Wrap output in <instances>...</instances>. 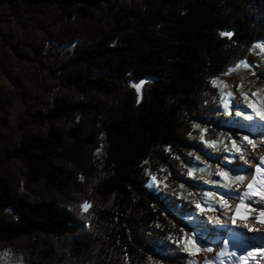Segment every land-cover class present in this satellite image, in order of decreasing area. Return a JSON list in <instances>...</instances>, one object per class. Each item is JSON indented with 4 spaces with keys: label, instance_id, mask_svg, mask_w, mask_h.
Instances as JSON below:
<instances>
[{
    "label": "trees",
    "instance_id": "1",
    "mask_svg": "<svg viewBox=\"0 0 264 264\" xmlns=\"http://www.w3.org/2000/svg\"><path fill=\"white\" fill-rule=\"evenodd\" d=\"M5 22L0 122L10 100L23 112L0 162V244L24 239V264H188L163 214L186 211L177 183L156 193L150 174L183 179L221 138L213 80L264 70V0H0ZM51 43L74 47L53 78Z\"/></svg>",
    "mask_w": 264,
    "mask_h": 264
},
{
    "label": "rangeland",
    "instance_id": "2",
    "mask_svg": "<svg viewBox=\"0 0 264 264\" xmlns=\"http://www.w3.org/2000/svg\"><path fill=\"white\" fill-rule=\"evenodd\" d=\"M0 28L3 31H9L10 23H0ZM258 45L261 46L259 47L260 52L264 54V42H260ZM73 50L74 47H57L52 43L49 44V52L44 62L51 78H53L52 68H56L57 64L69 56ZM146 81H142L139 91L134 85L141 84V82L131 83V86L140 96ZM213 82L219 89L222 98L221 115L227 121L223 126L224 132L221 138L214 144H206L207 152L193 151L191 153V157L194 158L198 166L184 175L183 179L175 180L167 176L159 180L155 175L150 174L148 187L156 193H160L169 189L168 181L177 183L173 190L175 204L180 208L184 207L186 211L177 210V213H174L173 209H163V214L171 225L182 230L184 240L176 243L183 246L184 253L189 256L188 264H260L264 257L249 256L242 258L240 256L235 260H228L226 259L227 250L218 253L217 256L210 257V255L202 256L197 252L195 253L190 247L191 245L186 246V244H190L188 242L190 238L196 245L197 242L199 243L203 233H199L198 229L206 228L210 217L217 216L220 219L229 220L226 226L222 225L221 220L219 225L213 227L214 231L222 235L224 233V236L233 235L234 218L236 220L234 224H238L237 228L235 227L238 231L237 234L240 235L238 228H244V222L249 219L250 213L243 210L242 206L237 211V206L223 205L220 198L221 192L220 197H218L216 195L219 194L217 190H224L223 187L229 188L233 184L244 186L246 178L240 174V170L245 167L246 163L240 161L242 160L241 156L244 158L248 153L254 152L258 160H264V119L257 115V112L264 113V70H261L259 66L241 61L235 67L230 68L227 73L214 79ZM12 89L13 85L9 79L0 76V98L8 97L7 92ZM6 104L8 105L6 106L7 111L1 114L8 121L5 124L0 122V162L5 160L7 146L19 141L18 122L23 112L22 105L17 100H10ZM248 116H251L252 119H246ZM203 132L201 130V135ZM245 137L248 139L245 140ZM249 140L252 141L251 144L248 143ZM218 173H224L226 176ZM236 176H242L244 179L238 181L235 179ZM197 204L200 207H197ZM194 212H197L198 215ZM23 240L0 244V264H24L22 259L13 251L15 244ZM221 257L223 261L220 259ZM215 259L219 260L215 261Z\"/></svg>",
    "mask_w": 264,
    "mask_h": 264
},
{
    "label": "bare ground",
    "instance_id": "3",
    "mask_svg": "<svg viewBox=\"0 0 264 264\" xmlns=\"http://www.w3.org/2000/svg\"><path fill=\"white\" fill-rule=\"evenodd\" d=\"M243 159L240 161L246 163V165L240 170V174L246 178L244 186L241 187V185L233 184L229 188L223 187L224 190H217L219 194L216 195L220 197L221 192L222 196L220 198L223 205L242 206L243 210H247L250 213V217L244 222L245 226H243V229L238 228L240 235L237 234L238 231L236 230L238 224L236 225L233 223L232 236H224V233L223 235L218 234L217 231L213 230L214 226L219 225V221L222 220V225L226 226L229 220L227 221L226 218L220 219V217L217 216L214 218L208 217L209 221H206L208 223L207 227L198 229L199 233H203L199 243L197 242L196 245L190 238L188 241L190 244H186V246L191 245L190 247L192 250L199 255H210V257L217 256L218 253L227 250L226 259L228 260H235L240 256L243 258L249 256L264 257V215H261L258 211L264 209V199H262V197H264V160H258L254 152L248 153ZM258 168L261 169V171H258ZM250 184L252 185L251 188H249ZM245 193H247V195H245ZM225 194L228 195L226 196ZM212 209L215 210L214 208ZM194 214L198 215L197 212H194ZM182 240H184V234ZM207 248H211L212 251H207ZM249 253H251V255H249Z\"/></svg>",
    "mask_w": 264,
    "mask_h": 264
},
{
    "label": "snow or ice",
    "instance_id": "4",
    "mask_svg": "<svg viewBox=\"0 0 264 264\" xmlns=\"http://www.w3.org/2000/svg\"><path fill=\"white\" fill-rule=\"evenodd\" d=\"M222 35H227V36H231V33H222ZM257 47H261L260 45H257ZM245 66H247V65H245ZM142 83L143 82H141V84H137V85H134V87H136L137 88V90L139 91V89H140V87L142 86ZM213 83H215V82H213ZM257 115H259L260 117H261V119H264V113H262V112H257ZM246 119H252V117L251 116H248V117H246ZM245 140H247L248 138L247 137H245L244 138ZM233 143H235V142H233ZM248 143H252V141H248ZM241 159H243V157L241 156L240 157ZM258 171H261V169H257ZM218 174H220V175H225L226 176V174H224V173H218ZM235 179L236 180H238V181H242L243 179H244V177H242V176H236L235 177ZM153 180H155V177H153ZM252 187V185L250 184L249 185V188H251ZM245 195H247V193H245ZM262 199H264V197H262ZM89 205H85L84 207L85 208H87ZM197 207H200V205L199 204H197ZM240 210V206L239 205H237V211H239ZM259 212H260V214L261 215H264V209H260V210H258ZM235 222V220H234V218H233V223ZM207 251H209V252H211L212 251V249L211 248H207L206 249ZM249 255H251V253H249ZM243 258V257H242Z\"/></svg>",
    "mask_w": 264,
    "mask_h": 264
},
{
    "label": "built area",
    "instance_id": "5",
    "mask_svg": "<svg viewBox=\"0 0 264 264\" xmlns=\"http://www.w3.org/2000/svg\"><path fill=\"white\" fill-rule=\"evenodd\" d=\"M225 244H226V241H225Z\"/></svg>",
    "mask_w": 264,
    "mask_h": 264
}]
</instances>
